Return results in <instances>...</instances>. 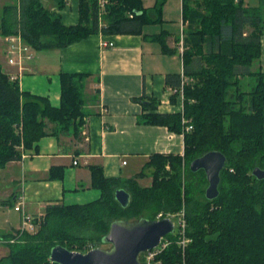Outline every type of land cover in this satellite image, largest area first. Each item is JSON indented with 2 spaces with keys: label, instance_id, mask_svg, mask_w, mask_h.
I'll return each mask as SVG.
<instances>
[{
  "label": "trees",
  "instance_id": "obj_1",
  "mask_svg": "<svg viewBox=\"0 0 264 264\" xmlns=\"http://www.w3.org/2000/svg\"><path fill=\"white\" fill-rule=\"evenodd\" d=\"M165 2L156 0L153 7L145 8L143 0H107L100 14L99 0H80L79 21L66 25L43 0H20L5 8L2 33H20L37 50L62 48L96 32L141 34L144 25L162 21ZM55 5L62 9L66 1L56 0ZM182 7L186 27L178 41H183V71L168 74L167 84L178 89L171 97L175 99L186 79L183 107L161 113L156 111L158 100H139L148 111L140 122L183 133L184 154L154 153L131 178L106 177L101 166H92V183L101 190V197L84 204L48 206L38 230L18 236L0 264H58L50 260L57 244L86 252L107 245L104 236L116 220L157 219L159 213L166 217L183 207L191 241L184 251L176 237L168 234L173 242L159 255L161 264H264V179L253 174L255 166L264 168V71L259 64L264 0L258 4L184 0ZM166 37L161 32L152 38L160 40L163 52H176ZM247 76L253 78L246 85ZM86 77L85 73H60L57 107L45 96L22 90L19 81L0 66V169L21 158L23 150L37 146L45 135L79 134L86 115ZM188 124L193 125L191 131H185ZM210 150L227 156L220 194L212 200L205 195V171L190 168L193 159ZM147 169L152 183L143 186L139 179L148 175ZM57 170L60 173L55 174ZM63 171L54 167L51 177L63 178ZM120 188L131 194L127 206L116 198Z\"/></svg>",
  "mask_w": 264,
  "mask_h": 264
},
{
  "label": "crops",
  "instance_id": "obj_2",
  "mask_svg": "<svg viewBox=\"0 0 264 264\" xmlns=\"http://www.w3.org/2000/svg\"><path fill=\"white\" fill-rule=\"evenodd\" d=\"M44 1V0H43ZM59 9L62 22L74 25L80 19V0H65ZM183 6L184 0H179ZM258 4L259 0H245ZM20 0H0V66L22 90L45 96L51 105L61 104V72L85 73L83 125L79 134H48L37 146L23 150L25 157L9 161L0 169V243L22 224V214L15 209L18 195L25 193L27 211L36 216L45 214L50 205L84 204L101 197V190L92 183V166H101L106 177L131 178L144 169L154 153L184 154V134L167 126L145 124L140 116L148 112L140 97L159 101L156 111H180L183 99L167 84V75L183 71L181 42L169 28L146 24L141 34L96 32L65 47L37 50L31 47L18 63L10 62V43L2 33L5 8ZM155 4H143L145 8ZM183 7H181L182 24ZM101 26V25H100ZM182 26V27H183ZM159 30V31H157ZM165 32L168 46L174 53L162 51L155 34ZM182 37V36H181ZM113 42L104 46V42ZM259 64L264 71V33ZM50 123L49 127L52 128ZM78 163L75 164L74 161ZM63 168V178H52V168ZM139 179L143 186L152 183L151 170ZM60 173L59 170L54 172ZM9 250H2L0 258Z\"/></svg>",
  "mask_w": 264,
  "mask_h": 264
},
{
  "label": "water",
  "instance_id": "obj_3",
  "mask_svg": "<svg viewBox=\"0 0 264 264\" xmlns=\"http://www.w3.org/2000/svg\"><path fill=\"white\" fill-rule=\"evenodd\" d=\"M226 162L227 156L222 151L210 150L190 163L192 171H205L208 180L205 195L210 200L220 194L221 172ZM253 174L260 180L264 179V168L256 166ZM116 198L123 206H127L131 194L125 188H120L116 191ZM175 228L171 217L116 220L104 236V241L111 245L109 248L94 247L87 252H80L57 244L51 250L50 260L58 264H143V252L156 247Z\"/></svg>",
  "mask_w": 264,
  "mask_h": 264
},
{
  "label": "built area",
  "instance_id": "obj_4",
  "mask_svg": "<svg viewBox=\"0 0 264 264\" xmlns=\"http://www.w3.org/2000/svg\"><path fill=\"white\" fill-rule=\"evenodd\" d=\"M107 3V0H99V4L101 6V13L102 14L105 11V5ZM133 16V14H130ZM183 37V32L181 34ZM7 40L10 43V49L9 52L11 53V58L10 62L13 64L18 63L17 57L19 60H22L24 57V53H28L31 50V46L28 45L22 35L20 33L17 34H10L7 35ZM104 46H111L113 45V42H104ZM181 48L183 51V41H181ZM186 79L182 81V87L179 89L181 97H183V85L185 83ZM173 92L178 91V89L174 88L172 89ZM183 122H187L186 118H183ZM193 129V125L188 124L185 126V131H191ZM20 131L22 132V127H20ZM22 158L25 157V155L22 153ZM75 164L78 163L77 160L74 161ZM26 204V196L25 193H21L18 195L17 198V204L15 206V209L17 211H20L22 214V224L19 229H17L13 236L4 239L3 241L7 240L9 242H15L17 237L23 234L24 232H35L38 230L41 224V217L44 216L42 215H32L30 214L27 209L25 208ZM162 213H159L157 216V219H161L163 216ZM166 217H171L176 225L175 231L173 233V236L176 237L178 245L182 247V249L185 251V248L187 247L188 243L191 241V238L188 236L187 231H188V221L186 217V209L183 207L178 213L176 214H169ZM173 242V238L171 236L165 235L162 239L161 242L154 248L147 250L143 252V264H161L162 259L159 258V255L166 250ZM52 262V261H51ZM54 263V262H52Z\"/></svg>",
  "mask_w": 264,
  "mask_h": 264
},
{
  "label": "rangeland",
  "instance_id": "obj_5",
  "mask_svg": "<svg viewBox=\"0 0 264 264\" xmlns=\"http://www.w3.org/2000/svg\"><path fill=\"white\" fill-rule=\"evenodd\" d=\"M154 2H156V0H143V4H151V3H154ZM44 3L46 5H51V4H55L56 0H44ZM181 7H182L181 6V2L179 0H166V2L164 3V6H163L162 21L160 22V24L158 23L156 28H159V30L161 28H163V29H168L169 28L170 30L172 29L171 31H173L174 35L176 37H180L182 32H183V29H184V26L181 25L182 24ZM152 23H149V24H152ZM143 28H144L145 31L148 30V27L146 25H144ZM159 30H157V31H159ZM252 78L253 77H251V76L245 77V79H244L245 84L247 85V82L251 81ZM257 166H260V165H257ZM260 167H262V166H260ZM207 186L208 185H206V188H207ZM148 215H149L148 212H146L144 214V216H148ZM12 236L13 235H11V237ZM17 242H18L17 239H16L15 242H9V241L5 240V241H2L0 244L2 246V250L3 251L4 250L5 251L9 250V253H10V250L13 247V246H11V244H15ZM110 246H111L110 244H107V245H104L103 247L109 248Z\"/></svg>",
  "mask_w": 264,
  "mask_h": 264
},
{
  "label": "bare ground",
  "instance_id": "obj_6",
  "mask_svg": "<svg viewBox=\"0 0 264 264\" xmlns=\"http://www.w3.org/2000/svg\"><path fill=\"white\" fill-rule=\"evenodd\" d=\"M74 251H76V250H74ZM81 252V251H80ZM87 252V251H86Z\"/></svg>",
  "mask_w": 264,
  "mask_h": 264
},
{
  "label": "flooded vegetation",
  "instance_id": "obj_7",
  "mask_svg": "<svg viewBox=\"0 0 264 264\" xmlns=\"http://www.w3.org/2000/svg\"><path fill=\"white\" fill-rule=\"evenodd\" d=\"M142 257H143V254H142Z\"/></svg>",
  "mask_w": 264,
  "mask_h": 264
}]
</instances>
